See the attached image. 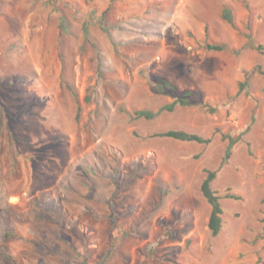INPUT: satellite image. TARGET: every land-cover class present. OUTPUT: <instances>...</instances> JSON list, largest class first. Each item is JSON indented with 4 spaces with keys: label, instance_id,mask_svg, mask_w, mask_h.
<instances>
[{
    "label": "rangeland",
    "instance_id": "rangeland-1",
    "mask_svg": "<svg viewBox=\"0 0 264 264\" xmlns=\"http://www.w3.org/2000/svg\"><path fill=\"white\" fill-rule=\"evenodd\" d=\"M157 78L215 112L135 117L173 102ZM168 130L210 142L149 138ZM112 243L102 264H264V0H0V264H96Z\"/></svg>",
    "mask_w": 264,
    "mask_h": 264
},
{
    "label": "trees",
    "instance_id": "trees-1",
    "mask_svg": "<svg viewBox=\"0 0 264 264\" xmlns=\"http://www.w3.org/2000/svg\"><path fill=\"white\" fill-rule=\"evenodd\" d=\"M221 17L231 27L235 28V24L233 20V13H232V10L228 6H224L222 8ZM254 46L255 45L251 44L249 47L253 48ZM203 48L207 52H222L225 49V46L222 44L207 42L204 44ZM256 48H259V50L261 49L258 46ZM242 86L243 85H241V87ZM150 90L154 94L168 96L169 98L173 99V102L170 105L160 108L155 113L151 111H145V110L137 111L134 113L135 117L144 118V119H152L155 117L157 113H159L162 110H166L170 112L173 106L176 104L179 106L203 105L204 107H206L209 113L212 114L215 112V109L211 107L208 101L202 100V97L199 92L194 91V90L179 91L171 83H169L163 78H157L155 80V84L150 87ZM246 130L247 128L245 129V131ZM149 138H167V139H172V140H176L179 142H188V143L192 142V143H197V144H208L210 142L209 138H203L197 134L188 133L182 130H168L165 132L154 133L150 135ZM228 141L229 142L226 146L223 158L221 160V164H225L228 161L230 154H231V146L234 140H231L230 138H228ZM203 172L205 174V177L203 178L200 184L199 190H200L201 195L205 199V201L211 207L210 215H209L208 223H207L209 234L211 237H216L222 228L221 215L223 214V210L219 202L220 196L218 195L216 191L212 190L211 188V184L216 178L217 171L203 168ZM224 197L228 199H233V200L239 199L238 197L232 194H229V193H226ZM110 218L111 217H109V219ZM164 236L169 237L170 235L169 233H165ZM115 247H116V243L115 244L112 243L111 248L109 247V249L105 251L104 258L102 260H99V262H97L96 264H102L104 260L110 258L111 255L115 252Z\"/></svg>",
    "mask_w": 264,
    "mask_h": 264
}]
</instances>
